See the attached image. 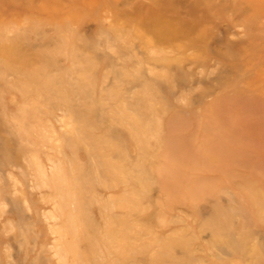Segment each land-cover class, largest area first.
Listing matches in <instances>:
<instances>
[{
	"label": "rangeland",
	"instance_id": "obj_1",
	"mask_svg": "<svg viewBox=\"0 0 264 264\" xmlns=\"http://www.w3.org/2000/svg\"><path fill=\"white\" fill-rule=\"evenodd\" d=\"M0 264H264V0H0Z\"/></svg>",
	"mask_w": 264,
	"mask_h": 264
}]
</instances>
